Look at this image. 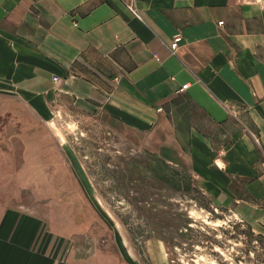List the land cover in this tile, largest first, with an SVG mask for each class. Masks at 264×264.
<instances>
[{
  "label": "crops",
  "instance_id": "crops-1",
  "mask_svg": "<svg viewBox=\"0 0 264 264\" xmlns=\"http://www.w3.org/2000/svg\"><path fill=\"white\" fill-rule=\"evenodd\" d=\"M131 4L0 0V152L14 164L15 138L38 152L61 118H97L264 227V0ZM56 227L0 209V264H101Z\"/></svg>",
  "mask_w": 264,
  "mask_h": 264
},
{
  "label": "rangeland",
  "instance_id": "rangeland-1",
  "mask_svg": "<svg viewBox=\"0 0 264 264\" xmlns=\"http://www.w3.org/2000/svg\"><path fill=\"white\" fill-rule=\"evenodd\" d=\"M50 128L38 152L15 138L14 164L0 152V209L39 212L79 257L101 264H264V227L222 206L140 136L97 118Z\"/></svg>",
  "mask_w": 264,
  "mask_h": 264
},
{
  "label": "built area",
  "instance_id": "built-area-1",
  "mask_svg": "<svg viewBox=\"0 0 264 264\" xmlns=\"http://www.w3.org/2000/svg\"><path fill=\"white\" fill-rule=\"evenodd\" d=\"M135 1L136 0H133L134 4H131L130 7L132 8V10L136 11L137 9H136V6H135ZM181 39H182L181 36H176L175 40L171 44V48H172L173 51L177 50V48L179 47V43L181 42ZM184 87H186V85Z\"/></svg>",
  "mask_w": 264,
  "mask_h": 264
}]
</instances>
